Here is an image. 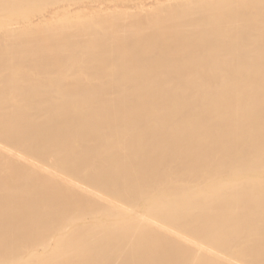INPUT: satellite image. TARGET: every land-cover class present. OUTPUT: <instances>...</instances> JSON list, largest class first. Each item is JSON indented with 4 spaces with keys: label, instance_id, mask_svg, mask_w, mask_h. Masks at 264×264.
<instances>
[{
    "label": "bare ground",
    "instance_id": "1",
    "mask_svg": "<svg viewBox=\"0 0 264 264\" xmlns=\"http://www.w3.org/2000/svg\"><path fill=\"white\" fill-rule=\"evenodd\" d=\"M0 264H264V0H0Z\"/></svg>",
    "mask_w": 264,
    "mask_h": 264
},
{
    "label": "rangeland",
    "instance_id": "2",
    "mask_svg": "<svg viewBox=\"0 0 264 264\" xmlns=\"http://www.w3.org/2000/svg\"><path fill=\"white\" fill-rule=\"evenodd\" d=\"M50 8V7H49Z\"/></svg>",
    "mask_w": 264,
    "mask_h": 264
}]
</instances>
